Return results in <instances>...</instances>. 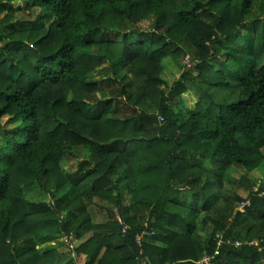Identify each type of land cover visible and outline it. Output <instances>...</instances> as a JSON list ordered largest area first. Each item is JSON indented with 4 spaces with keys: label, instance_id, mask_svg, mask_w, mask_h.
Listing matches in <instances>:
<instances>
[{
    "label": "trees",
    "instance_id": "obj_1",
    "mask_svg": "<svg viewBox=\"0 0 264 264\" xmlns=\"http://www.w3.org/2000/svg\"><path fill=\"white\" fill-rule=\"evenodd\" d=\"M122 19L150 27L118 37ZM0 42V264H264V183L242 210L223 195L234 166L264 168V0H0Z\"/></svg>",
    "mask_w": 264,
    "mask_h": 264
},
{
    "label": "rangeland",
    "instance_id": "obj_2",
    "mask_svg": "<svg viewBox=\"0 0 264 264\" xmlns=\"http://www.w3.org/2000/svg\"><path fill=\"white\" fill-rule=\"evenodd\" d=\"M259 11L257 10V13ZM38 13V9L34 10V14L33 17H35ZM25 18H27L25 16V14L23 12H17L15 14V22L16 20H24ZM150 27V22H142L140 24L137 25H133L131 24L128 20L122 19L120 21V25L116 31V35H118V37H121L122 34H124L125 32H129L132 33L133 35L137 34L138 39H142V36L139 35V32L141 33L142 29H146ZM104 35L103 33H99L96 36V40L103 38ZM149 40V39H148ZM147 41V39H146ZM240 43H242V41L236 40L234 42V46L235 47H239ZM3 43L0 42V46ZM185 45V44H183ZM190 57V58H189ZM192 60H193V56L192 53L189 52V56H181L180 59L178 61H171V60H167V70L164 74V76L166 77L167 81L169 82V84H173L175 82L176 79L180 78L181 74L183 73L184 69L186 66L192 64ZM110 74L107 71H104L103 73H98V74H94L93 76H95V78H97L98 80L101 79H105L106 77H108ZM102 87L104 89H106L107 91H111L112 94L114 96H118L116 91V85L114 83H105L102 84ZM100 97V96H99ZM98 97V98H99ZM196 98L192 95L191 92H188L186 94H184L182 96V102L179 103L180 108L184 111V112H193L194 108H195V104H196ZM120 112H119V116L121 117H130L133 115L131 110V106H125L122 105L120 106ZM140 108L145 109L147 111H154L152 107H150L148 105V103H143L140 105ZM79 159H70V160H66L62 162V169L64 171H67L69 169L71 170H76L78 167L79 162L81 161V159H90L91 158V154L85 149L83 148H79ZM92 159V158H91ZM207 165H209L207 163ZM228 178L229 181H226L224 183V198L225 200L234 203V205L236 207H238L240 210H242L244 208V206L246 204L249 203V195L252 192L257 191L261 184L264 183V168L262 169H257L254 170L251 173H247L242 167L239 166H234V168H232L231 170H229V174H228ZM26 196L28 197V199H33V200H37V201H41V200H48L49 199V195L48 193L44 192L41 188V186H39V184H34L31 185L30 187H28L26 190ZM240 196L244 199L243 202L237 201L236 197ZM108 205V207H112L111 204L109 203H105ZM201 207V206H200ZM89 209L93 215V219L94 222H98V223H105L109 217L106 211H104L102 208L100 207H96L94 205H89ZM216 212V211H215ZM214 212V213H215ZM117 220H119V216H116ZM253 221L251 218H248L247 220L244 221L243 225L241 226V230H242V234L244 235L245 232L247 231V229L249 228L250 225H252ZM212 229V227H208V229H201V233H203L205 236L208 234V232ZM89 236V234H87L83 239H76L75 237H73V245L77 246L79 245L81 242H83L87 237ZM240 243V242H238ZM44 246V245H51V246H57L60 248V250L65 253L71 250L70 245H68L67 242V238L65 236H62L60 238H56L54 241L51 242H47V243H40V246ZM68 260V257L66 255L62 256L60 259L59 264H63ZM84 262V261H83Z\"/></svg>",
    "mask_w": 264,
    "mask_h": 264
},
{
    "label": "built area",
    "instance_id": "obj_3",
    "mask_svg": "<svg viewBox=\"0 0 264 264\" xmlns=\"http://www.w3.org/2000/svg\"><path fill=\"white\" fill-rule=\"evenodd\" d=\"M143 238H144V234L139 235V236L137 237V243L141 244L142 241H143ZM67 242H68V240H67ZM221 243H222V242H219L218 244L221 245ZM69 245H70L71 249L74 248V245H73L72 243L69 244ZM216 254H218V252H216ZM71 257H73V258H75V259H76V257H77V256H76V253H75L74 251L72 252ZM213 258H214L213 255H211V254H206V255H204V257H203L202 259H200L199 261H197V264H214V263H213Z\"/></svg>",
    "mask_w": 264,
    "mask_h": 264
}]
</instances>
